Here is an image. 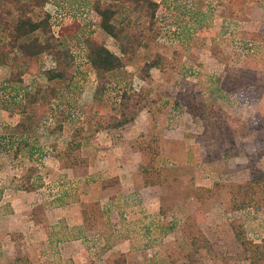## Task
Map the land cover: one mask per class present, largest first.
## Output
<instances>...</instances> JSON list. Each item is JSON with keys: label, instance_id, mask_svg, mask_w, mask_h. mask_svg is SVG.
I'll return each instance as SVG.
<instances>
[{"label": "rangeland", "instance_id": "1", "mask_svg": "<svg viewBox=\"0 0 264 264\" xmlns=\"http://www.w3.org/2000/svg\"><path fill=\"white\" fill-rule=\"evenodd\" d=\"M92 1L48 0L38 11L50 13L55 35L56 23L77 16L124 57ZM163 1L160 34L147 36L119 74L148 98L132 124L96 131L75 108L62 131L34 129L39 148L31 156L11 136L18 107L0 91V264H250L236 233L264 249V196L240 209L235 196L251 165L264 171V0ZM85 53L77 49L72 68L83 86L79 108L93 101L99 81ZM157 54L161 66L142 78ZM53 60L41 52L25 82L47 86ZM9 74L0 65V82ZM187 99L215 106L212 119L223 129L193 116ZM78 129L82 146L69 152ZM142 138L158 143L160 183L143 179L134 145Z\"/></svg>", "mask_w": 264, "mask_h": 264}, {"label": "trees", "instance_id": "2", "mask_svg": "<svg viewBox=\"0 0 264 264\" xmlns=\"http://www.w3.org/2000/svg\"><path fill=\"white\" fill-rule=\"evenodd\" d=\"M48 0H0V65L10 67V75L0 82V91L15 102L19 120L13 127V138H18L19 147H29V154L38 150L37 141L31 142L36 127L49 126L51 133L62 131L77 108L85 118V123L96 131L119 129L134 122L148 106V98L140 90L131 87L128 82L122 84L120 73L126 63L131 62L140 46L148 44L147 36L157 37L158 13L163 0H93L91 6L100 18L101 28L114 37L124 54L119 56L106 43L95 35L92 29H86L77 16L69 23H56L60 26L59 35L53 32L50 13L38 11ZM177 7H180L177 5ZM128 10V14L125 12ZM64 20V18H63ZM149 32V33H148ZM77 49L85 50L86 63L90 64L99 77L93 95V101L83 108L78 107L83 86L78 81L76 62ZM51 51L56 57L55 67L47 69V86L37 85L32 90L24 84V74L38 71V56L43 51ZM163 56L157 54L146 62L140 76L152 67H159ZM124 74H127L124 72ZM116 82V92L108 95L109 86ZM185 100V99H183ZM6 105V104H5ZM4 105V106H5ZM193 116L200 117L205 125L213 129H223L218 121L212 119L217 114L215 106L192 99L185 101ZM187 108V109H188ZM47 123L46 122H49ZM229 132V126H226ZM259 137L264 141V125L259 129ZM82 129L74 132L69 142V152L82 146ZM157 142L146 138L136 139L135 148L142 154L141 172L147 185L160 183V168L157 167ZM160 179V180H159ZM234 196V195H233ZM237 208L259 204L264 196V171L251 165V178L245 184L237 185L235 190ZM193 236V231H191ZM200 234L193 237L196 242L203 241ZM243 248L250 251V264H264L262 243L249 241L237 234Z\"/></svg>", "mask_w": 264, "mask_h": 264}, {"label": "crops", "instance_id": "3", "mask_svg": "<svg viewBox=\"0 0 264 264\" xmlns=\"http://www.w3.org/2000/svg\"><path fill=\"white\" fill-rule=\"evenodd\" d=\"M9 67V66H8ZM10 75V74H9ZM26 75H28V73H26V74H24V84L29 88V90H32V88H34L31 84H27L26 82H25V76ZM30 75V74H29ZM9 77V76H8ZM4 80H6V79H4ZM35 87L37 86V83L34 85ZM96 90V89H95ZM95 93V92H94ZM81 97V96H80ZM79 101H80V98H79ZM139 116V115H138ZM133 123V122H132ZM132 123H129V124H132Z\"/></svg>", "mask_w": 264, "mask_h": 264}, {"label": "built area", "instance_id": "4", "mask_svg": "<svg viewBox=\"0 0 264 264\" xmlns=\"http://www.w3.org/2000/svg\"><path fill=\"white\" fill-rule=\"evenodd\" d=\"M55 64H56V62L53 60V62L51 63V65H49V68H52L53 66H55ZM51 121H49V122H46V124L47 123H50ZM40 128L42 129V130H44V129H46V125H42V126H40ZM45 131V130H44Z\"/></svg>", "mask_w": 264, "mask_h": 264}]
</instances>
